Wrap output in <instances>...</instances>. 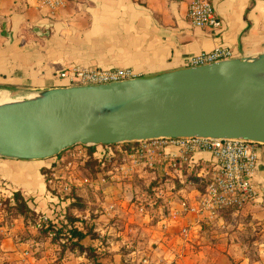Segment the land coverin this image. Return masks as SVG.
Instances as JSON below:
<instances>
[{"label":"crops","instance_id":"obj_1","mask_svg":"<svg viewBox=\"0 0 264 264\" xmlns=\"http://www.w3.org/2000/svg\"><path fill=\"white\" fill-rule=\"evenodd\" d=\"M189 1L64 0L50 10L38 0H0V90L67 86L57 73L72 65L151 76L185 67L187 56L218 45L230 48L232 57L264 51V0H210L218 29L192 26ZM166 150L178 153L173 143ZM193 160L201 171L213 158L197 151ZM43 167L45 160L0 158V187L19 192L36 215L50 216ZM208 173H200L204 182ZM251 183L252 200L214 219L178 205L180 198L193 204L202 192L187 181L164 188L153 210L143 213L134 210L129 183L124 192L108 191L116 213L100 208L108 197L90 201L95 236L80 244L91 257L42 237L21 215L8 222L0 217V264H264V145Z\"/></svg>","mask_w":264,"mask_h":264},{"label":"water","instance_id":"obj_2","mask_svg":"<svg viewBox=\"0 0 264 264\" xmlns=\"http://www.w3.org/2000/svg\"><path fill=\"white\" fill-rule=\"evenodd\" d=\"M3 94L0 158L44 160L75 144L152 139L264 145V51L109 83Z\"/></svg>","mask_w":264,"mask_h":264},{"label":"rangeland","instance_id":"obj_3","mask_svg":"<svg viewBox=\"0 0 264 264\" xmlns=\"http://www.w3.org/2000/svg\"><path fill=\"white\" fill-rule=\"evenodd\" d=\"M168 144L157 146L151 141L92 146L75 144L54 157L44 159L46 167L42 173L47 186L50 216L36 215L29 207L30 211L20 210L16 206L14 192L10 194L0 187V217L8 222L13 215H21L33 223L42 237L47 236L70 250L91 257V249L82 246L80 241L84 237L95 236L89 213L90 201L94 198L108 197L109 200H99L100 208L104 212L116 213L115 199L110 200L108 191L124 192L125 185L129 183L134 210L143 213L153 210L158 199L165 194L164 188L172 190L179 180L204 190L207 181L204 182L200 173L205 171L206 174L208 169L212 171V161L204 163L205 167L200 171V163L193 160V152L175 145L178 150L175 155L166 150ZM42 216L49 219L42 221ZM69 217L74 220L70 222ZM50 222L52 226L48 225ZM72 228H78L84 236L72 235Z\"/></svg>","mask_w":264,"mask_h":264},{"label":"built area","instance_id":"obj_4","mask_svg":"<svg viewBox=\"0 0 264 264\" xmlns=\"http://www.w3.org/2000/svg\"><path fill=\"white\" fill-rule=\"evenodd\" d=\"M40 5L55 10L64 0H38ZM52 12V11H51ZM186 17L197 28L218 29L220 21L210 0H190ZM232 51L225 46H215L211 50L189 55L184 66H196L232 57ZM137 77L132 68H96L72 65L61 69L57 78L70 85H94ZM155 145L173 143L184 151H207L211 154L213 168L204 190L193 204L179 200L185 212L204 215L214 219L227 208H240L255 197L251 177L258 162V146L261 144L241 139L184 138L152 139ZM170 216H176L174 211ZM42 216V221L48 220ZM185 233V229L181 230Z\"/></svg>","mask_w":264,"mask_h":264},{"label":"trees","instance_id":"obj_5","mask_svg":"<svg viewBox=\"0 0 264 264\" xmlns=\"http://www.w3.org/2000/svg\"><path fill=\"white\" fill-rule=\"evenodd\" d=\"M14 199L16 201V206L20 207V210L25 211V212L30 211V209L28 208L26 204V201L24 200L23 196L19 192H14ZM68 220L71 222L74 220V218L69 217ZM48 225L52 226L53 224L50 222L48 223ZM70 232L72 235L78 236L79 238H82L84 236L82 231H80L78 228H72Z\"/></svg>","mask_w":264,"mask_h":264},{"label":"bare ground","instance_id":"obj_6","mask_svg":"<svg viewBox=\"0 0 264 264\" xmlns=\"http://www.w3.org/2000/svg\"><path fill=\"white\" fill-rule=\"evenodd\" d=\"M8 98H9V97H7L6 95L3 94V95L0 96V102H2V101L5 102V101L8 100Z\"/></svg>","mask_w":264,"mask_h":264}]
</instances>
